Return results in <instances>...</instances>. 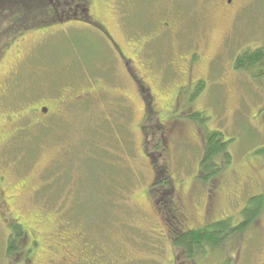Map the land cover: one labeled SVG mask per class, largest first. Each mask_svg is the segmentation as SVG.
Wrapping results in <instances>:
<instances>
[{
    "label": "rangeland",
    "instance_id": "obj_1",
    "mask_svg": "<svg viewBox=\"0 0 264 264\" xmlns=\"http://www.w3.org/2000/svg\"><path fill=\"white\" fill-rule=\"evenodd\" d=\"M226 1L155 0L153 12L144 15L142 6L135 13V0H130L126 10L134 16L118 34L127 44L133 31L147 29L142 23L149 15L156 16L172 24V33L156 40L158 47L165 42L172 47L167 60L194 53L203 58L193 65V78H206L209 85L199 96L198 90L185 88L189 108L177 112L178 119L161 112L157 117L149 114L155 118L147 123L153 126L160 118L178 128L166 143L150 135L147 152H160L161 144L165 148L161 161L173 180L176 200L190 205L197 229L229 220L234 228L243 221L250 199L264 196V78L233 69L240 52L264 50V0H233L230 6ZM92 9L103 17L109 14L99 0ZM108 24L114 30V22ZM46 29L25 30L7 51L0 48V127L6 125L0 178H7L3 186L8 192L24 191L16 200V213L27 220L48 217L52 239L64 227L82 253L80 264H176L179 251L172 245L167 215L157 210L163 203L154 207L146 196L155 179L140 130L146 113L138 101L134 110L115 107L126 102L121 96L135 93L124 71L111 61L102 65L93 60L84 67L76 60L70 40L76 38L83 50L94 49L95 36L101 39L96 31L58 25ZM90 76L104 78L109 93L73 102L72 90L85 92ZM228 77L231 81L222 86ZM172 82L173 87L185 83L179 77ZM175 96L173 91L164 98L174 102ZM195 113L206 118L204 125L191 117ZM213 131L226 138L232 157L223 164L214 188L211 172L203 173L208 178L200 176L204 137ZM154 195L158 200L160 194ZM187 224L178 225L183 230L193 227ZM9 238L0 220V264H21L7 252ZM205 249L185 264H264V208L243 235Z\"/></svg>",
    "mask_w": 264,
    "mask_h": 264
},
{
    "label": "flooded vegetation",
    "instance_id": "obj_2",
    "mask_svg": "<svg viewBox=\"0 0 264 264\" xmlns=\"http://www.w3.org/2000/svg\"><path fill=\"white\" fill-rule=\"evenodd\" d=\"M99 1L105 6L109 13L104 17V14L98 15L92 9L95 0H59L60 11L49 13L50 15H48V17L50 18V21H46V26H41L40 28L46 29L56 25L62 27L72 26L73 28L83 27L92 29L100 35L102 40L95 36L97 39L95 45L97 47L94 49L93 47H86L89 43V41L86 40V48L83 50V48H81L75 41L76 38L70 40V47L72 46V52L75 54L74 56H77L76 60L83 62L81 64L84 67H87L86 64H92L93 60H97L103 61L102 65H106L108 61H111L112 64L118 65L122 68L135 93L132 96H128L127 94L121 96L126 102L124 104L116 105L115 107L134 110L136 106L134 103H136V101L142 106V110L146 113L147 121L140 130H142L145 135V154L149 159L148 154H150L151 151L147 152V150H149L147 145L153 142L154 139H157V142L161 141L160 143H166L167 136L178 128H176V125L174 126L172 120L166 121L160 120V118L157 120V124L155 123L153 126H149L147 123L154 121L155 117L153 115L156 114L157 117L161 112H169L171 115L175 116V119H178L176 113L183 111L185 108H189L183 95L185 88L191 87L192 89L198 90L197 95L199 96V92L203 91L205 87L209 85V80L206 78H200L197 80H194L193 78V65L196 64V61L202 62L203 58H200L198 53H194V55H191L190 57L181 54L178 57H174L173 60H170V58L167 60L165 55L172 47L168 42L160 44L161 47H158L159 44L156 43V40L161 36H166L167 34L172 33V24L169 21L157 19L156 16L152 15H149L142 23V25L148 30L142 29L141 26L139 29H136L131 33L129 40L127 38V44H124V41L119 39L118 34L120 31H124L126 26L125 23L130 20L132 15L134 16V14H131L126 10L131 3L130 0ZM232 3L233 0L226 1L228 6L232 5ZM141 6L144 15L153 12L152 7L155 6V0H135L133 5L136 11L135 13L139 12ZM52 19L54 20L53 22ZM109 22H114V30L108 24ZM155 31L160 32L159 36L155 34ZM19 38L20 37L16 36L11 44L9 43L7 47H4L2 49L3 53L4 49L7 51V49H9L13 43H16ZM79 39H82V37ZM91 39L92 38L90 37V42L94 44V41ZM101 52H104L105 54ZM242 53L244 52L237 54L235 57V63ZM98 54L105 55L104 59H100ZM212 60L211 62L215 63V61ZM106 71L107 68L103 67L101 75L103 74L102 76L104 78ZM173 71L175 75H173ZM173 77H179L185 83H183V85L175 84L173 87ZM104 78L99 80L90 76V82L85 85L86 90L83 93L77 94V92H75L76 90L73 89V102L81 101L86 103L89 102L90 98H93V96H96L97 94L102 98H105L109 92L107 86L102 81ZM227 80L231 81V78H224L222 86L227 84ZM155 87L157 88L155 89ZM173 91L174 94H176L174 102H171V100L165 101L164 95ZM182 101L184 103H182ZM82 105L84 104H81V106ZM83 107H87V105H84ZM90 108H93V106H90ZM186 113L188 114V112ZM186 113H182L181 115ZM147 115L149 116L147 117ZM5 119L6 124L11 122L9 117H6ZM5 127L6 125L0 127V142L3 138V130ZM150 130H152V132H149ZM150 135L153 139L152 141ZM6 180L7 178L4 176L0 178V220L9 230L11 238H17L18 235H22L19 245V247L22 248V254L20 253L18 256V258H20V263L76 264L78 255L76 253V247L71 242L72 237L70 236V233H68L63 227L61 228V231L56 232L55 239H52L49 229L46 227L49 223L48 217L39 220H27L16 213V200L22 197L21 195H23L24 191L8 192L3 186ZM155 182L156 180L154 179L153 184ZM162 188L163 187L155 188L152 185L148 189L146 196L149 199H153V206L156 207L158 203H163V205H161L162 207H159L157 210L158 212L164 211L165 216L167 215V217H164L165 219H174L177 224L190 223L193 227L185 230H196V217L190 205L183 201L179 202L176 200L177 194L174 188L172 191L163 190L165 187ZM156 192L160 194L158 200L155 199L154 194H156ZM210 206L212 205L209 202L208 207L210 208ZM161 214L164 215L163 213ZM205 227H207V225L199 228L204 229ZM11 238H9V240ZM8 250L9 246L7 252ZM176 264H178L177 260Z\"/></svg>",
    "mask_w": 264,
    "mask_h": 264
},
{
    "label": "trees",
    "instance_id": "obj_3",
    "mask_svg": "<svg viewBox=\"0 0 264 264\" xmlns=\"http://www.w3.org/2000/svg\"><path fill=\"white\" fill-rule=\"evenodd\" d=\"M59 0H0V48L7 47L12 43V40L25 30H31L38 27L46 26V21H50L48 15L54 11H60ZM61 14V13H60ZM57 17V16H56ZM54 20L52 19V22ZM49 23V22H48ZM16 33V34H14ZM13 34V35H11ZM10 36L13 38L10 39ZM235 69L238 71L253 72L255 78H264V50L245 51L240 55L235 63ZM202 113H195L191 116L194 120H198L201 124H205L206 118ZM204 121V123H202ZM228 142L220 131L207 132L204 137L203 160L201 163L200 176L204 177L203 173L211 172V183L216 187L217 179L222 171L223 164L231 161V154L228 151ZM160 152L154 153L151 151L148 154L149 160L155 175L156 182L153 187H163L173 190V180L170 178L168 168L164 160L163 153L165 148L161 144ZM220 161L219 163L217 161ZM209 176H205L208 178ZM159 177H162L160 180ZM209 180L206 179V182ZM164 188V189H165ZM175 189V187H174ZM264 208V196L252 197L248 206L243 210V221L232 228L231 220L211 223L204 229L198 230H183L174 221L168 219L167 224L170 228V237L173 239V247L178 250L177 261H182L181 264L191 263L198 251L206 250L205 248L217 249L221 243L228 237L233 235H243L250 226H253L260 218ZM173 227V228H172ZM175 228V229H174ZM20 233V232H18ZM22 235L9 240L8 254L19 256L22 254V248L19 247ZM75 246V245H74ZM76 247V246H75ZM78 249V250H77ZM76 253L78 260L76 264L82 261V253L77 246Z\"/></svg>",
    "mask_w": 264,
    "mask_h": 264
},
{
    "label": "water",
    "instance_id": "obj_4",
    "mask_svg": "<svg viewBox=\"0 0 264 264\" xmlns=\"http://www.w3.org/2000/svg\"><path fill=\"white\" fill-rule=\"evenodd\" d=\"M44 113H45V114H47V113H48V111L45 109V110H44Z\"/></svg>",
    "mask_w": 264,
    "mask_h": 264
}]
</instances>
